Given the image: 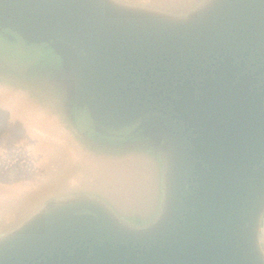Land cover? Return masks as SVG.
<instances>
[{"label":"water","instance_id":"1","mask_svg":"<svg viewBox=\"0 0 264 264\" xmlns=\"http://www.w3.org/2000/svg\"><path fill=\"white\" fill-rule=\"evenodd\" d=\"M198 1L0 0L1 38L42 50L32 66L62 81L76 129L163 166L157 217L135 227L111 204L143 187L56 142L48 181L0 207V264H264V0ZM36 103L24 118L65 135ZM100 175L105 200L78 193Z\"/></svg>","mask_w":264,"mask_h":264},{"label":"rangeland","instance_id":"2","mask_svg":"<svg viewBox=\"0 0 264 264\" xmlns=\"http://www.w3.org/2000/svg\"><path fill=\"white\" fill-rule=\"evenodd\" d=\"M201 1L204 0L198 2ZM5 50L6 52L0 53L6 64L5 67H0V87L4 88L3 91L0 90L3 95L0 94V121H3L0 125V207L21 204L48 181L53 175L52 169L56 166V153L53 145L57 142V144L65 145L77 159L83 158L80 150L83 145L87 150L101 153L102 156L99 158L92 155L97 158L94 166H104L108 171L109 179L111 176L128 178L127 180L133 187L141 185L144 188H142L143 192L142 190L137 192L140 193V201L136 205L111 204L123 222L136 227L154 221L157 217L155 209L160 208L161 194H158V185L161 184L163 178L160 152L151 147H139V145L117 149L97 145L92 139L83 135L79 129H76L69 118L62 81L56 79L48 69L44 73V71H37L36 65L32 66L40 54L34 58L30 57L24 52H31L35 49L26 50L10 42L6 43ZM56 63L59 62L56 61ZM31 67L34 68L35 74L33 71L29 72ZM72 80L70 76L69 79H65L68 84ZM12 93L14 95H11ZM14 96L22 97L23 101L13 99ZM30 98H34L36 104L44 102L49 112H56V115L52 113L51 119L60 120L65 135L59 133L57 129L47 130L39 124L30 122V117L29 120L27 117L24 118L23 113L26 110L23 108L27 107L25 104L30 102ZM35 111L33 113L36 117H43L40 110ZM126 153V163L121 166L113 163L112 157ZM129 166L132 170H129ZM96 177L92 179L93 185L82 188L78 193H92L91 195L105 200L107 198L105 193L108 190L103 184L102 176ZM146 193L155 195L150 205L144 202L148 197ZM262 231L261 241L264 248V222Z\"/></svg>","mask_w":264,"mask_h":264},{"label":"flooded vegetation","instance_id":"3","mask_svg":"<svg viewBox=\"0 0 264 264\" xmlns=\"http://www.w3.org/2000/svg\"><path fill=\"white\" fill-rule=\"evenodd\" d=\"M6 43H8V42H5V40L3 39V38H1V35H0V53L1 52H6V50H5V45H6ZM12 45V44H11ZM16 44H14V46H15ZM25 54H29L30 55V57H36V56H38L39 54H41L42 53V50H40V49H35V50H33V51H31V52H24ZM32 55V56H31ZM6 66V64H4V62H3V59L1 58V55H0V67H5Z\"/></svg>","mask_w":264,"mask_h":264},{"label":"trees","instance_id":"4","mask_svg":"<svg viewBox=\"0 0 264 264\" xmlns=\"http://www.w3.org/2000/svg\"><path fill=\"white\" fill-rule=\"evenodd\" d=\"M1 123H3V121H0V125H1Z\"/></svg>","mask_w":264,"mask_h":264}]
</instances>
